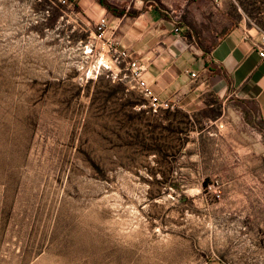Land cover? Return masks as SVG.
I'll list each match as a JSON object with an SVG mask.
<instances>
[{
    "label": "rangeland",
    "instance_id": "obj_1",
    "mask_svg": "<svg viewBox=\"0 0 264 264\" xmlns=\"http://www.w3.org/2000/svg\"><path fill=\"white\" fill-rule=\"evenodd\" d=\"M224 4L264 32V0ZM93 27L0 0V264H264V135L150 112Z\"/></svg>",
    "mask_w": 264,
    "mask_h": 264
},
{
    "label": "crops",
    "instance_id": "obj_2",
    "mask_svg": "<svg viewBox=\"0 0 264 264\" xmlns=\"http://www.w3.org/2000/svg\"><path fill=\"white\" fill-rule=\"evenodd\" d=\"M106 1L120 16L94 0H79L78 6L93 24L107 17V37L144 67L143 82L172 102L173 112L191 125L238 118L264 132V59L254 48L257 36L225 11L224 2L161 0L169 10L164 19L143 0Z\"/></svg>",
    "mask_w": 264,
    "mask_h": 264
},
{
    "label": "built area",
    "instance_id": "obj_3",
    "mask_svg": "<svg viewBox=\"0 0 264 264\" xmlns=\"http://www.w3.org/2000/svg\"><path fill=\"white\" fill-rule=\"evenodd\" d=\"M214 2L220 5L224 0H214ZM58 3L64 7H71L67 0H58ZM108 30V20L104 16L94 23L91 40L85 46L91 53L93 49L96 50L97 44L102 43L103 45V53L99 56L94 72L98 74L101 68H104L113 74V79L127 80L132 85V89H135L146 100V107L150 112L156 114L161 111H172L174 104L167 100H161L150 90L142 80L144 67L136 60L130 59L128 53L119 48V44L115 39L107 37ZM175 32H177L176 29ZM256 36L257 40L254 41V48L259 58L264 59V32H259ZM191 76L195 77L194 74H191Z\"/></svg>",
    "mask_w": 264,
    "mask_h": 264
},
{
    "label": "trees",
    "instance_id": "obj_4",
    "mask_svg": "<svg viewBox=\"0 0 264 264\" xmlns=\"http://www.w3.org/2000/svg\"><path fill=\"white\" fill-rule=\"evenodd\" d=\"M97 4H99L102 8H104L107 12H109L114 17L120 16V11L118 7L108 3L106 0H94ZM145 7H154L161 15L162 18L167 19V13L169 12L168 8L164 6L161 0H143ZM68 4L72 5L74 10L78 13H82L80 7L78 6L79 0H67ZM64 7V6H62ZM131 14L135 15L137 12L130 10ZM203 59L206 63V57L203 56ZM257 129L261 131L259 127ZM264 135V132H262Z\"/></svg>",
    "mask_w": 264,
    "mask_h": 264
}]
</instances>
